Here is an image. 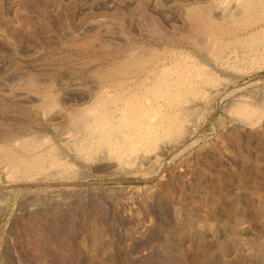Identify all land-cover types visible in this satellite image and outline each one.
Wrapping results in <instances>:
<instances>
[{
    "label": "rangeland",
    "instance_id": "obj_1",
    "mask_svg": "<svg viewBox=\"0 0 264 264\" xmlns=\"http://www.w3.org/2000/svg\"><path fill=\"white\" fill-rule=\"evenodd\" d=\"M205 1L208 0H0V100L9 110H28L36 116L39 121L33 129L35 139L46 147H57L64 165L63 174L54 171L49 176L43 172L27 179L18 178L8 167H0V264H61L58 257L51 255L39 260L33 250L38 232L33 231L34 227L41 229L43 236L47 233L49 238L54 237L45 209L55 208L56 203L57 211L63 213L58 218L61 217L60 230L65 237L53 239L58 238L57 244L64 246L69 238L72 246L64 264H76L78 258L79 264H264V49L262 43L237 44L255 32L264 39V18L257 13L245 16L238 6L242 0ZM207 8L212 9L213 19L230 9L239 21L228 24L232 32L227 36L210 27L212 36L215 33L219 39L236 41L221 58L204 59L211 80L204 83L201 76H196L191 78L192 84L184 85L189 80L178 81L174 73L169 86L163 87L169 89L168 94L155 101L147 91L148 83L138 85L142 79H133L136 85L130 90L139 89V95L147 93L142 104L155 110L153 119L160 118L164 111L171 115L166 121L171 124V133L142 141L143 149L124 158L116 159L110 154L104 162L115 167L95 170L97 162H88L86 154L74 147L70 133L60 128L59 111L75 107L81 110L94 99L112 98L115 90L101 86L92 72L101 68L100 63L104 69L110 66L104 61L110 53L140 45L168 58V66L182 49L193 55L181 42L182 37L151 35L144 16L159 23L165 32H172L183 28L189 14L207 24L202 12ZM118 14L117 22L114 16ZM251 23L253 27H246ZM87 41L94 46L85 51L75 46ZM65 55L75 66L89 62L85 68L89 74L78 78L59 76L44 94L41 87L47 83L37 87L22 76L24 71L51 73ZM193 56L194 62L201 58ZM43 96L55 100L54 108L45 112L37 109L45 101ZM174 100L180 103L178 107L172 105ZM114 101L109 105L111 109L116 105ZM237 102L256 106L255 116L243 117L231 109ZM181 116L184 119L180 121ZM12 119L0 117V132L11 130L18 138L26 139L20 132L26 123ZM231 134L236 138L232 139ZM42 198L46 204L40 202ZM227 211L233 213L232 217H227ZM36 212L44 219L32 222L31 229L27 222ZM45 247L55 250L48 244Z\"/></svg>",
    "mask_w": 264,
    "mask_h": 264
},
{
    "label": "bare ground",
    "instance_id": "obj_2",
    "mask_svg": "<svg viewBox=\"0 0 264 264\" xmlns=\"http://www.w3.org/2000/svg\"><path fill=\"white\" fill-rule=\"evenodd\" d=\"M208 1H205V4ZM191 3L193 4V2H191ZM211 3L213 4L214 2H211ZM211 3H209V4H211ZM201 4H203V3H200V5ZM200 5H199V7H200ZM213 5L215 7L216 4L214 3ZM222 5H223V2L221 4V6ZM202 6L204 7V5H201V7ZM238 6L240 8V11H242L245 14V16H251L253 13H257L259 15H263V18H264V0H242L241 5H238ZM38 8H40V7H38ZM194 8L197 10L196 6H194ZM210 10H212V9L207 8V9H204L202 11L206 22H208L207 24H210V26H208L209 28L207 27V24L202 23V21H199V19L197 20L193 15L189 14L188 19L184 18L185 22L183 23V28L181 27L182 28L181 30H177V31L174 30L172 32H165L164 29H162L158 25L159 23L157 24L152 19H149V18L144 16V20H146L145 23L148 25L149 32L151 35L159 37V38L182 37L181 42L182 43L185 42V48L190 49V51H192L194 53L193 55H196V56L199 55L201 57L200 60L198 59L197 62L192 61L191 59H193L194 56L190 53L189 54L185 53L184 50L182 49V50L178 51V54H179L178 58H175L173 60V62L171 63V65L169 63L170 66H168V62H167L168 58H162L159 55H156L155 53H151L152 50L146 51L140 45L139 46L137 45V47H135V48L125 49L123 51L115 52V54L110 53L106 56V58L104 60V61L107 60L106 63H108V65H110V66H108L107 68L104 69L100 63V64H98V66L101 67L100 69L99 68L93 69V67L91 69H93L92 72L96 75V78H98V80L101 82V83L99 82L101 84V86L103 85V87H104V85H105V89H110V90L114 89L115 90V93L112 95V98L111 99H108V98L107 99H98V100H96V102L94 99L93 102L90 104V106L85 107L84 109H81V110L75 107V108L67 109L65 112L59 111L58 114L61 115L60 116L61 118L59 117V119L61 121V126H62L60 128L62 129V131H67V134H69V133L71 134V135L69 134V136L74 138V147L78 151L84 152L86 154L88 162H91V163L97 162V164L94 165L95 170L104 171V170H108L111 167H113V168L115 167L116 164L114 165L111 162H109L107 164L106 162H104L105 157L110 155V154L115 155L116 159L117 158H124V156L126 157V155H130L131 153H133L139 149H143L144 145L142 144V141H149L150 142L153 140L154 135L155 136H158V135L159 136L160 135L166 136L167 134L171 133V131L169 129V127H171V124H168V122L166 123L167 117L170 118L171 115H169L168 112L164 111L161 113L160 118L158 117L156 119H153L154 115H152V113L155 112V110L153 108L146 107L144 104H142V99L144 98V96L147 95V93L142 92L141 95H139V94H137V93H140L139 89L132 90V91L130 90V89H133V86L136 85L135 80L140 81L142 79L140 83L138 82V85H140L142 83H144V84L148 83V85H147L148 90L147 91H149L148 93L153 96V99L155 101L158 99L164 98V96H166L165 94H168L169 89L165 90V89H163V87H164V85L169 86V83H168L170 81L169 79L172 76V74H174V73L178 75V78H179L178 81H181L184 79H186L187 81L189 80V82L185 81L184 85H186L187 83L192 84V83H190L191 78L196 77V76H201L204 83L207 82L208 80L209 81L211 80L212 77H211L210 73L205 71V67H204L205 65L203 64L204 59L207 60L211 56H213L215 59L221 58V56H223L229 48L233 47V45L235 44L236 41L231 40L229 37H227V39H219L217 37L218 35H214L215 33L212 36L210 34V29H211L210 27H216L215 31L217 30L219 32V34L227 36L228 33L232 32L231 28H230L231 30L228 31V29H227L228 24H232V25H234L235 23L239 24V21L235 18L236 17L235 14H231L230 9L229 10L226 9L224 14H222L219 17L217 16L214 19H213L214 15L213 16L211 15ZM218 11H220V10H218ZM232 11L234 12L237 10H232ZM237 12H239V10ZM116 13H118V12H116ZM186 13H188V12H186ZM119 14L114 16L115 21H117L119 19ZM1 25H4V24H1ZM118 25H120V24H118ZM241 25L242 24H240V26ZM61 27H63V26H61ZM246 27H248V28L253 27V24L252 23L247 24ZM25 28H26V26H25ZM244 31L246 32V30H244ZM10 33H12V32H10ZM262 34H264V33H262ZM144 35H145V33H144ZM97 41H98V39H97ZM256 43H258V44L262 43V45H263L262 49H264V39H262L261 35L258 32L250 33L248 36L241 38L240 40H238L237 44H239V46H244V45H253ZM75 46L77 48H79L80 50L85 51L86 49H88L89 47H92L94 45H92V43L87 41V42H80V43L76 44ZM154 46H155V44H154ZM159 46H161V45H159ZM159 52H160V50H159ZM161 52H163V51H161ZM173 53H177V52H173ZM144 57L145 58L148 57L149 59L148 58L145 59ZM212 60H213V58H212ZM60 61H62V64L56 65L53 69H51V73L47 72V71H41L38 73L37 72L33 73V72H28V71L23 72L22 69H19V68L18 69L24 73L22 75L23 77H24V75L27 77L28 80L27 81L25 80L27 83L30 82V83L38 84L37 87L42 85L43 83H47L46 86H42V87L40 86L42 88L43 94L45 92L50 91L51 84L55 83L59 79V76L67 75L71 78H73V77L78 78V77H80V75L89 74L88 71L85 69L89 66V62H87L85 65L75 66L73 64H70L71 60H70V57L68 55L63 56L60 59ZM56 63H58V62H56ZM17 64H19V63H17ZM192 69H193V71H192ZM193 72L195 75L191 74ZM20 78H21V76H20ZM133 79H135V80H133ZM84 81H83V83H84ZM173 83L175 85L178 84L176 81H174ZM180 84H182V83L180 82ZM104 93H105V91H104ZM108 93L110 94V92H108ZM105 95H106V93H105ZM35 96H33V97H35ZM48 97L49 96H43L42 97V99L45 101H43L42 104H39L38 106H36L37 109L41 110L42 112L43 111L45 112L49 108H52V107L54 108L55 100L50 99V97L49 98ZM101 97H103V95ZM113 100H115L113 102V105H115V104L116 105H115L114 109H111L109 105L112 104ZM172 105L174 107H178L180 105V103L177 102L176 100H174ZM230 107H231V109H234L238 114H240L243 117L255 116V111L257 108L256 106L254 107L253 104H248L245 102L244 103H238L237 102L233 105V107L232 106H230ZM262 109H264V108H262ZM29 112H28V110L27 111H25V110H9V107L7 106L6 102L4 100H0V117L2 118V117H5L7 115V116H12L13 121H19L20 120L21 122H25L26 128H24L25 127L24 126L20 132H22V135L27 136L26 139H24V137L22 139H20L17 137L16 132H13V131L10 132L11 130L9 132H7V131L0 132V167H2V168L8 167L9 171L11 173H13V174L15 173V176H18V178L21 177L22 179H27V178H30L32 175H37L40 173L43 174V172H46V173L48 172L47 174H49V176H50V173L52 172V174H53L54 171L57 173L63 174L64 165L61 162L62 159H60V157L57 155L58 153H56L57 147L56 148L53 146H50V147L47 146L46 147L45 144H42L39 141L40 139L39 140L35 139L36 137L34 136L35 132L33 129L37 128V121H39V120L36 119V116L32 115L33 113L31 114ZM193 112L195 114V111H193ZM262 112L264 114V110ZM181 113H182V111L180 112V114ZM157 114H160V113H157ZM187 115H189V112ZM182 116H181V118H179L180 121L183 118ZM184 116H186V115H184ZM150 117L152 118L151 120H149ZM180 121H178V123H180ZM243 123H244V121H243ZM18 128H20V127H18ZM39 131H40V129H39ZM231 135H232V139L236 138L235 137L236 134H231ZM152 144H153V142H152ZM72 145L73 144H70L69 146L72 147ZM62 150H64V149H62ZM68 151H69V149H68ZM84 164H85V162H84ZM110 164H112V165H110ZM2 168H0V169H2ZM66 174H67V172H66ZM69 176H70V174H69ZM80 180H82V179H80ZM48 196H49V193H48ZM61 196H63V193ZM78 196H79V194H78ZM101 198H103V197H101ZM166 199H167V197H166ZM43 200L40 201L42 204L45 202V200L44 201ZM51 202H53V201H51ZM81 202H83V201H81ZM45 204H46V202H45ZM52 204H55V203H52ZM55 205H54L55 208H53V209H51V208L48 209V207L45 209L46 215H48V217H49L48 225H49V230L51 232L50 234L54 235V237L51 236L49 238V236H47V233H45L46 237L43 236V232L39 233L41 231V229L39 231L38 227L36 228L33 226L34 223L32 224V222L35 221L38 223V222H42L43 221L42 219H44L43 214H40L39 212L38 213L36 212L35 214L34 213L31 214L30 215L31 217L28 216L31 219H28L27 227H29L31 229L34 227L33 231L34 230L38 231V232L34 231L35 232L34 237L36 235H37V237L35 240L36 242L33 245L34 246L33 247L34 253L37 255L38 259L39 260H41V259L47 260L48 257L51 255V257H58L61 264H64L62 261H65V262L67 261V258H68L67 254L71 253L70 247H72V246L70 244L71 242H69V238L65 243L66 245H64V246L63 245L59 246V244H57L56 240H59L58 238L55 240L53 239L56 237H59V238L65 237L63 235L62 231L60 230L62 228L61 227L62 226V224H61L62 220H61V222L59 221V219L61 217L58 218V214L59 213L63 214V213H61L60 211H57L58 210V209H56L57 205L56 206ZM42 207H44V206H42ZM42 207L40 208V210H42ZM75 210H77V209H75ZM64 212H66V211H64ZM72 213H73V210H72ZM227 213H228L227 214L228 218L232 217V214H233L232 212L227 211ZM23 220H25V219L23 218ZM66 222H68V221H66ZM25 224H26V222H25ZM63 225H64V223H63ZM63 228L65 229L66 226H64ZM68 228H69V226H67V229ZM33 239H35V238H33ZM83 241H84V239H83ZM45 244H48V246H50L51 250H52V248L55 249V250H53L54 252H52L50 250L48 251L47 249L49 247H45ZM80 244H82V243H80ZM59 247H61V248H59ZM101 247L103 248V246H101ZM78 256H76V257H78ZM61 258L63 260H61ZM86 259H87V257H86ZM55 260H56V258H55ZM248 260H250V259H248ZM160 261H161V259H160ZM68 262H69V260H68ZM77 262L78 263H76V264H79V258H78ZM190 263H192V262H190ZM65 264H69V263H65Z\"/></svg>",
    "mask_w": 264,
    "mask_h": 264
}]
</instances>
